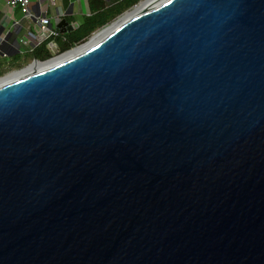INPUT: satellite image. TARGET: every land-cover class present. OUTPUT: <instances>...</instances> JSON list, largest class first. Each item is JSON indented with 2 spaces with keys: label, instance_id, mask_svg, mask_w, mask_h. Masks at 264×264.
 I'll return each mask as SVG.
<instances>
[{
  "label": "water",
  "instance_id": "95a60500",
  "mask_svg": "<svg viewBox=\"0 0 264 264\" xmlns=\"http://www.w3.org/2000/svg\"><path fill=\"white\" fill-rule=\"evenodd\" d=\"M125 17L0 84V264H264V0Z\"/></svg>",
  "mask_w": 264,
  "mask_h": 264
},
{
  "label": "crops",
  "instance_id": "0c3cea01",
  "mask_svg": "<svg viewBox=\"0 0 264 264\" xmlns=\"http://www.w3.org/2000/svg\"><path fill=\"white\" fill-rule=\"evenodd\" d=\"M125 1L126 0H54L52 2L51 0H31L30 8L33 15L44 16L50 20V28L52 31L55 27V20L57 18L65 20L72 26L71 28L73 31L71 33L58 34L55 32L57 36L52 39L57 44L59 52L61 53L64 51L62 50L63 46L68 44L67 38L74 35L87 20L96 17L105 10L122 6ZM128 10L127 8L124 9L120 15L110 20L106 26L95 30L91 36L101 29L113 24ZM0 26L2 28L0 34L2 40H4L0 50L8 54L6 58H2L0 55V71H2L3 66L7 64H1L2 60L14 58L19 55L22 57V60H17V63L22 64V61H24L26 57H30L32 60L34 53L38 52L39 47L43 45H45L46 51L51 55V52L47 48L49 40L38 43L36 39H28L27 45L19 44L20 40L28 38V33L38 36L39 28L34 20L25 18L19 8H12L4 1H0ZM67 46H69V44ZM74 47H77V45L71 44L70 48ZM33 48L34 52H30ZM14 63V61L10 62L12 65Z\"/></svg>",
  "mask_w": 264,
  "mask_h": 264
},
{
  "label": "built area",
  "instance_id": "2783aa9c",
  "mask_svg": "<svg viewBox=\"0 0 264 264\" xmlns=\"http://www.w3.org/2000/svg\"><path fill=\"white\" fill-rule=\"evenodd\" d=\"M0 1L6 2V4L12 8H19L21 12L23 13L24 17L30 20H34L39 28L38 36H35L32 33H28V38L26 39L24 38L20 40L19 44L27 45L28 39H36L38 43L49 40L47 44V48L51 52V57L53 58V57H58L61 55L57 44L55 43L54 40H52L53 38L57 36V34L51 30L50 20L44 16H35L32 14L31 8H30L31 0H0ZM51 1L53 2L54 0H51ZM143 1L144 0H139L129 11L123 14L120 18L127 15L130 11L133 10V8H136L137 5ZM3 41L4 40L0 39V47L3 45ZM78 47L79 46H77L76 48ZM30 52H34V48L31 49ZM0 55L2 58H6L8 54L0 50Z\"/></svg>",
  "mask_w": 264,
  "mask_h": 264
},
{
  "label": "trees",
  "instance_id": "16d2710c",
  "mask_svg": "<svg viewBox=\"0 0 264 264\" xmlns=\"http://www.w3.org/2000/svg\"><path fill=\"white\" fill-rule=\"evenodd\" d=\"M138 1L139 0H126L122 6L105 10L99 13L96 17L87 20L74 35L67 38L69 46H67L68 44H65L66 46L64 45L62 50L70 48L71 44L79 46L87 42L95 30L106 26L110 20L120 15L124 9H130ZM34 55L38 59L51 58V55L45 49V45L39 47V51L35 52Z\"/></svg>",
  "mask_w": 264,
  "mask_h": 264
},
{
  "label": "bare ground",
  "instance_id": "6f19581e",
  "mask_svg": "<svg viewBox=\"0 0 264 264\" xmlns=\"http://www.w3.org/2000/svg\"><path fill=\"white\" fill-rule=\"evenodd\" d=\"M157 1H159V0H145L144 2H141L140 4L137 5V7H136L133 11H131L130 13H128V14L126 15V17H125L124 19H122L120 22H124L126 19H129V18H131V17L137 15L138 13H140L141 11H143V10H145L146 8L150 7L151 5H153L154 3H156ZM103 36H104V33H103V34H99V35H97L96 37H94V38L92 39V41H91L90 43H88L87 45H84V46H82V47H80V48H78V49L72 51L71 53H69V54H67V55H65V56L59 57V58H57L56 60H52V61H50L49 63L42 64V65H40L38 68L46 67V66L52 65V64H54V63H58V62H61V61H63V60H66V59H68V58H70V57H72V56H75V55H77V54H80L81 52H83V51L87 50L89 47H91L95 42H97V41H98L99 39H101ZM18 75H21V74L17 73V74H15V75H12V76H8V77H6V78H5L4 80H2V81L0 80V84H1V83H4V82H6V81H8V80H10V79H13V78L17 77Z\"/></svg>",
  "mask_w": 264,
  "mask_h": 264
},
{
  "label": "flooded vegetation",
  "instance_id": "af4514ba",
  "mask_svg": "<svg viewBox=\"0 0 264 264\" xmlns=\"http://www.w3.org/2000/svg\"><path fill=\"white\" fill-rule=\"evenodd\" d=\"M73 49H76V47H74V48H69V49H67V50H64V51H62L60 54L66 53V52H68V51H70V50H73ZM51 58H52V57H51ZM51 58H47V59H38V58H36V56L34 55V57H33V59L31 60L30 63H28V64L25 65V66H21V67L18 68V69H12V70H10V68L12 67V64L7 63L6 65L3 66L2 71H0V72H3V71H4V73H3L2 75H0V80L2 81V80H4L6 77H8V76H12V75H15V74H17V73H19V74L24 73V72L27 71V70H28V71H31V70L33 69V66H31L33 62H35L34 64L36 65V68H38V67H39L40 65H42V64L49 63ZM47 61H48V62H47ZM34 64H33V65H34Z\"/></svg>",
  "mask_w": 264,
  "mask_h": 264
},
{
  "label": "rangeland",
  "instance_id": "374dc122",
  "mask_svg": "<svg viewBox=\"0 0 264 264\" xmlns=\"http://www.w3.org/2000/svg\"><path fill=\"white\" fill-rule=\"evenodd\" d=\"M130 10V9H129ZM128 10V11H129ZM120 19V17L117 19V20H119ZM116 20V21H117ZM17 60H22V57L21 56H19V55H17V56H15L14 58H9V59H6V60H2L1 61V64H4V63H10L11 61H14L15 63L12 65V67L10 68V70H12V69H18V68H20L21 66H25V65H27L28 63H30L31 62V58L30 57H26V59L24 60V61H22V64H19V63H17ZM4 73V71L3 72H0V75H2Z\"/></svg>",
  "mask_w": 264,
  "mask_h": 264
},
{
  "label": "clouds",
  "instance_id": "9594fccd",
  "mask_svg": "<svg viewBox=\"0 0 264 264\" xmlns=\"http://www.w3.org/2000/svg\"><path fill=\"white\" fill-rule=\"evenodd\" d=\"M92 36H93V35H92ZM92 36H91V37H92ZM91 37H90V38H91ZM90 38H89V39H90ZM89 39H88V40H89ZM83 44H84V43H83ZM81 45H82V44H81ZM79 46H80V45H79Z\"/></svg>",
  "mask_w": 264,
  "mask_h": 264
}]
</instances>
